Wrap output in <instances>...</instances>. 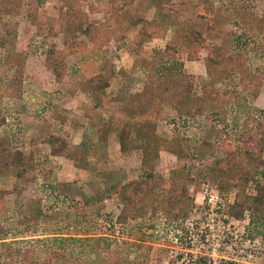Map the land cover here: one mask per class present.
I'll use <instances>...</instances> for the list:
<instances>
[{
  "label": "rangeland",
  "instance_id": "rangeland-1",
  "mask_svg": "<svg viewBox=\"0 0 264 264\" xmlns=\"http://www.w3.org/2000/svg\"><path fill=\"white\" fill-rule=\"evenodd\" d=\"M178 1L160 2L171 7L173 20L169 16L170 10L164 11L158 2L159 5L152 10L147 7L155 0H21V4L17 3L19 9L15 15L5 14L0 7V38L7 33V27L12 31L17 22L16 49L27 55L21 90H17L13 80L15 66L5 62L7 49L0 44V111L6 115L0 134L8 135L12 145L27 155L34 154L32 166L23 177L0 175V264H43L51 257L52 264H230V261L264 264V230L256 234L253 226L244 219L229 214V205L237 195L235 187L222 192L226 216H221L219 224L209 214L206 203L195 204L196 208L191 210L186 223V219L183 222L171 219L162 208L156 213L148 208L142 218L124 221L130 227V233L122 243L111 238L107 247V244L95 240L107 231L104 221L109 215L120 214L121 200L117 192L121 184L140 177L141 172H133V168L127 167L124 177L121 176L119 168H125L121 161L127 160L128 154L117 153L115 144L102 148L101 151L107 152H99L91 144L79 141L83 137L91 141L87 122L92 113H96L93 117L104 115L110 119L115 132L126 120L128 99L139 93V83L147 77V60L153 53L159 56L158 51H163L168 44L174 48L180 43L172 22L176 13L187 11V6ZM190 2H201L199 10L211 14L218 24V29L209 36L211 45L223 43L227 33H243L245 26L251 28L248 34L256 38L264 35V0H239L238 10L229 6L234 0ZM158 9L161 11L159 15ZM140 12L149 13V20L145 16H135L143 15ZM127 13L130 22L137 24L140 19L143 23L142 35L154 36L166 31L171 39L167 44L152 40L148 48L135 51L136 46L129 40L132 33L124 29L123 17L126 19ZM221 26L227 28L222 36L224 30ZM234 45L231 42L227 46L235 49ZM244 52L251 70L262 75L264 80V54L259 50ZM137 53L139 57L135 56ZM209 53L211 46L200 48L199 55L203 54L204 58ZM166 56L184 63L188 55L180 51ZM193 56L197 58L198 54ZM135 61L146 67L142 73L145 78H139L138 69L134 74L131 67ZM104 62H110L116 73L111 78L109 92L102 98V95H93L88 80ZM206 79L210 80V77ZM121 81H125L123 88H119L123 92L116 96L114 89L122 84ZM163 83L175 85L169 78ZM216 87L221 88L222 84L218 83ZM199 92L196 84L194 93ZM167 95L170 97L168 101L142 111L136 117L138 123H155V134L167 138L180 134L197 147L203 134L210 138L225 131L227 137L237 139L247 112L253 107L264 108V96L257 100V96L248 91L244 100L241 98L225 107V120L220 119L224 118L223 114L218 116L206 108L194 117L192 96L189 98L184 93L179 98L173 90L167 91ZM96 99L101 101L98 109L93 108ZM172 101L179 107H175ZM213 124H218L220 130H212ZM45 129L69 136L68 155L51 154L50 145L42 138L41 132ZM198 133L202 134L200 139L196 138ZM217 154L219 149L214 155L204 153L206 156L198 161L184 148L176 160L159 157L154 164L157 174L165 179H169L173 169L191 166L188 189L194 197L200 187L197 177L201 162L210 164ZM139 157L130 155L135 162ZM110 166L115 169L110 170ZM112 184L117 185L116 189L104 197ZM251 187L249 184L248 191ZM88 234L95 238L86 240ZM255 234L258 236L254 237ZM54 236L66 240L54 241ZM69 237L81 240L72 241Z\"/></svg>",
  "mask_w": 264,
  "mask_h": 264
},
{
  "label": "trees",
  "instance_id": "trees-1",
  "mask_svg": "<svg viewBox=\"0 0 264 264\" xmlns=\"http://www.w3.org/2000/svg\"><path fill=\"white\" fill-rule=\"evenodd\" d=\"M178 2H185L187 6V11L176 13L172 22L176 38L180 40V43L174 45V48L168 44L163 51H158L159 56L156 57L153 53L152 58L147 60L149 75L145 87L141 92L129 98L126 106V111L134 119L126 120L119 131L122 150H128L134 146L131 137L133 131L136 132L138 139L143 140L141 142L143 175L130 179L119 187L121 208L118 220L120 222L138 220L145 216L148 208H151L153 213L162 208L171 219H187L196 204L195 198L188 189L192 178L191 166L173 169L169 179H165L162 175L157 174V166L154 161L159 158L162 149L180 155L186 148L188 154L198 161L203 160L202 158L206 156L204 153L210 152L214 155L215 151L219 149V154L215 155L210 164L201 162V165L200 163L202 168L197 180L200 183L209 180L217 184L222 192L229 191L232 187L237 188L235 201L228 208L229 214L237 219H243L250 211L249 225L253 226L256 234H260L264 230V108L253 107L247 112L237 139L227 137L225 131L210 138H206L203 134L198 147L189 144L188 139L180 134H175L171 138L155 134V123L139 124L136 120V117L145 109L154 107L162 101H168L170 97L167 95V91L169 90H173L174 95L179 98L184 93L189 95V98L192 96L190 102L194 107V112H197H193L194 117L198 111L206 108L218 113V116L223 114L224 118L220 119L225 120L224 109L227 105L237 103L241 98L244 100V94L248 91L256 97L262 87L263 76H258L251 70L249 59L244 50L248 52L259 50L261 54H264V35L259 39V37L256 38L254 35L248 34L251 29L248 26L243 27V33L224 35L227 28L224 29L225 26H221L224 30L221 36L226 37L225 41L211 45L208 43L209 36L218 29V24L213 16L199 10L202 7L201 2L192 3L190 0H179ZM17 3L21 4V0H0V7L5 14L15 15L19 9ZM239 5V0H234L229 4L237 10ZM163 6L165 10H170L169 16L173 20L171 7ZM223 15H226V12ZM17 26L18 24L15 22L12 31L10 27H7V33L0 38V44L7 49L4 57L5 62L15 66L13 80L17 84V90H21V75L27 55L16 49ZM81 28H83L82 25ZM231 42L235 43V49H230L227 46ZM206 46H211V53L205 58L210 80L186 72L183 68L184 63L174 61L171 56L174 52L185 51L189 59H194L193 54L196 53L198 58L200 48ZM166 54L171 57H167ZM54 68L58 73V67ZM115 73L116 70L111 63L104 62L100 66V70L89 78L88 83L94 96L106 94ZM167 78L174 80L175 85L164 84L163 81ZM218 83L222 84L221 88L216 87ZM196 84L200 90L197 94L194 93ZM172 102L175 103V101ZM100 103L101 101L97 102V104ZM173 105L179 107L178 103ZM95 115L96 113H92L91 117ZM5 123L6 115L0 111V127ZM112 126L113 123L109 121L103 125V129L110 130ZM211 129L220 130L218 124H213ZM41 133L43 141L50 145L52 155L65 156L69 154L68 147L71 141L68 135L51 132L49 129L42 130ZM33 156V153L27 155L24 150L14 147L9 136L0 134V175L23 177L32 166ZM249 184L252 186L251 191H248ZM116 187V184H112L103 196L112 194ZM256 234L253 236H258ZM69 238L72 241L81 240L76 237ZM92 238L95 236L90 234L86 236L88 241H92ZM52 240H66V238L54 236ZM95 240L107 244V247L112 241L110 236L104 234ZM123 241L116 242L122 243ZM92 246L94 247L93 244ZM51 258L46 259L43 264H52ZM230 264L236 263L230 261Z\"/></svg>",
  "mask_w": 264,
  "mask_h": 264
},
{
  "label": "crops",
  "instance_id": "crops-1",
  "mask_svg": "<svg viewBox=\"0 0 264 264\" xmlns=\"http://www.w3.org/2000/svg\"><path fill=\"white\" fill-rule=\"evenodd\" d=\"M157 2L161 5L162 8H164V6L161 4L162 3L161 0H156L155 2H152V3L150 2V4H147V7H149V9L152 10L153 7L156 8L159 5ZM164 11H165V9H164ZM140 13L143 14L144 12H140ZM159 13H161V11H159V9H158V14L157 15H159ZM148 14L149 13H147V15L143 14V15H135V16H137V17L138 16H145L149 20ZM126 17H127L126 19H124V17H123V21L125 22V28L124 29L127 30V31L128 30L131 31L132 34L129 33L130 34V39L129 40L133 41L132 44H134L136 46L135 47V51H138L139 49L143 50V48H148V45L152 44L153 41H155V40H161V41L165 42V44H167L169 42V40L171 39V37L169 39V35H168V33L166 31H163L161 34L154 35V36H151L149 34L142 35L141 26H143V23L140 21V19L139 20L137 19V22H136L137 24H135L133 22H130L129 13H127ZM160 20H162V19H160ZM159 23H161V21ZM142 36H145V37L142 38ZM125 55L127 56V54H124L123 56H125ZM135 56H138V53ZM128 67H130V65L127 66V68ZM131 68L134 70V74H136L135 71H136V69H138V71H139L138 74L140 76L139 78H141V77L145 78V75L142 74V73H144L146 71V67L144 65H142L141 63H138V62L135 61V64ZM148 69H149V67H148ZM184 69L188 73L196 74V75H198L200 77H203V78H206L207 76H209L208 72H207V66H206V62H205V58L203 57V54L199 55V57L196 58V59H189L188 56H187L185 61H184ZM148 72L149 71L147 70V77L144 79V81L139 83L138 92H141L144 89L146 81H147V78H148V75H149ZM121 82H122V84L119 85V87H116L115 88L116 90L114 89V94L116 96H118V93L123 92V90H121V89L123 88V82H125V81H121ZM110 85H111V83H110ZM108 88H107V91H106L107 93L109 92ZM119 88H121V89H119ZM126 94L127 93H125V95ZM263 96H264V85L262 86V88L260 89L259 94L257 95V100L262 98ZM102 98H103V95H102ZM96 100L97 101H96V103L94 104V107H93L94 109H98L100 107V105H101V103L97 104V102H99L100 100H98V99H96ZM129 118H130V114L128 113V116H127L126 120H129ZM132 119H134V118L132 117ZM109 120L110 119H108L104 115H103V117L100 116L99 118H97V117H89V121L87 122V124H89L87 132H89V136L91 138V141H86L84 139V137H83L79 142H81L82 144H85V143H87L88 145L91 144V146L93 148L99 149L98 150L99 152H107V151H101L102 148L105 149V148L115 144L117 146V148H118V152L117 153H120V154L127 153L128 154V159L121 161L122 164L125 166V168H123V169L119 168L120 172H121V176L124 177L123 174L127 172L126 168L127 167H131V168H133V172H138V173L141 172V175H140V177H141L143 175V170L141 168L142 156H143V149H142L141 143H140L141 139L140 138L138 139V136L136 135V132L133 131L132 134H131V137H132L134 146L131 147L128 150H122L121 143H120V140H119V131L123 127V124H124V122L126 120L123 122V124L120 126V128L118 129L117 132H115V130L112 129V128H110V130L103 129V125L105 123H108ZM138 126H139V124H138ZM116 133H117L118 136H116ZM90 138H88V139H90ZM162 152L165 153V154L163 155ZM160 153L161 154H160L159 157L162 158V159L164 157L165 160H170V159L171 160L172 159L176 160V158H177V154L176 153H174V152H172L170 150H167V149H162L160 151ZM131 154L140 155L139 159H136L138 161H136V162L133 161L134 159L130 158ZM54 156H62V155H54ZM158 159H157V161H158ZM112 163L113 162H111V164ZM110 167H111L110 170H114L115 169L114 166H110ZM77 170H78V168H77ZM138 177L139 176H137V178ZM132 179H134V178H132ZM128 180H130V179H128ZM128 180H125L124 183L127 182ZM118 195H119V193H118ZM119 198H120V196H119Z\"/></svg>",
  "mask_w": 264,
  "mask_h": 264
},
{
  "label": "built area",
  "instance_id": "built-area-1",
  "mask_svg": "<svg viewBox=\"0 0 264 264\" xmlns=\"http://www.w3.org/2000/svg\"><path fill=\"white\" fill-rule=\"evenodd\" d=\"M201 136L202 134L196 135V138L200 139ZM191 190L193 191L194 188H192ZM194 197H195L196 204L206 203L209 206V209H210L209 214L212 215L213 220H215L218 224L222 222L221 216H226V213H225L226 202H225L224 195L222 191L219 189L217 184L209 180H204L203 182L200 183L199 190L194 194ZM246 214H247L246 217L243 219L247 224H249L250 223V213L247 212ZM118 217L119 215H117L116 213H111L109 215V217L104 221L105 222L104 226L107 231L103 232L102 234L108 235L116 241L126 240L129 237L130 227L128 226L127 223L120 222L118 220ZM205 217L206 216L204 215L203 218ZM189 219L190 217H188L184 221V223H186ZM179 220L183 222L182 219H179ZM191 226H193V223L191 224Z\"/></svg>",
  "mask_w": 264,
  "mask_h": 264
}]
</instances>
